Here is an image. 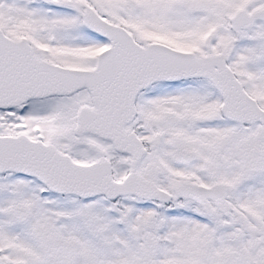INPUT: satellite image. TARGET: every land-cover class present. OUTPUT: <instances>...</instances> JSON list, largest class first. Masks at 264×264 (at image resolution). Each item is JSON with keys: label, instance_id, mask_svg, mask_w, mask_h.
Segmentation results:
<instances>
[{"label": "snow or ice", "instance_id": "snow-or-ice-1", "mask_svg": "<svg viewBox=\"0 0 264 264\" xmlns=\"http://www.w3.org/2000/svg\"><path fill=\"white\" fill-rule=\"evenodd\" d=\"M0 264H264V0H0Z\"/></svg>", "mask_w": 264, "mask_h": 264}]
</instances>
